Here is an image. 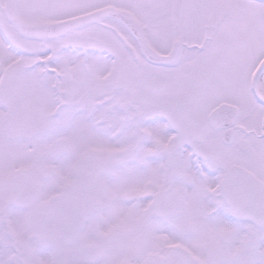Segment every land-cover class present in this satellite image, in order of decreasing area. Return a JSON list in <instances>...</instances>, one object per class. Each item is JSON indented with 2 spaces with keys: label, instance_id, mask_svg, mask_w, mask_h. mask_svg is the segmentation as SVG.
Here are the masks:
<instances>
[{
  "label": "snow or ice",
  "instance_id": "1",
  "mask_svg": "<svg viewBox=\"0 0 264 264\" xmlns=\"http://www.w3.org/2000/svg\"><path fill=\"white\" fill-rule=\"evenodd\" d=\"M0 264H264V0H0Z\"/></svg>",
  "mask_w": 264,
  "mask_h": 264
}]
</instances>
